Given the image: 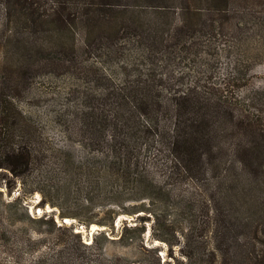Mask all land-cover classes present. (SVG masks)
<instances>
[{
  "label": "trees",
  "instance_id": "16d2710c",
  "mask_svg": "<svg viewBox=\"0 0 264 264\" xmlns=\"http://www.w3.org/2000/svg\"><path fill=\"white\" fill-rule=\"evenodd\" d=\"M39 1L3 4L13 23L24 16L34 34L37 23L53 21L61 34L81 24L83 39L56 49L19 46L24 61L35 70L54 63L85 75L91 47L106 43L122 57V78L116 83L101 73L103 89L84 93V107L70 111L84 157L57 147L51 158L43 131L16 103L20 81L0 76V168L19 176L50 163L53 172L62 170L64 186L101 185L110 204L134 202L130 212L151 210L145 203L181 207L183 264H264V92L243 91L248 65L234 61L214 78L213 63L195 59L207 51L204 36L218 35L223 44V29L240 33L237 16L253 11L264 25V0H51L47 8ZM132 38L137 49L129 53ZM182 61L181 70L167 68ZM98 223L114 227L112 217ZM66 229L57 246L38 252L31 236L0 239L12 243L13 264L28 246L36 254L27 264L137 262L125 256L98 262L91 255L102 253L108 233L96 232L86 244L80 232ZM119 241L128 244L125 236Z\"/></svg>",
  "mask_w": 264,
  "mask_h": 264
},
{
  "label": "rangeland",
  "instance_id": "374dc122",
  "mask_svg": "<svg viewBox=\"0 0 264 264\" xmlns=\"http://www.w3.org/2000/svg\"><path fill=\"white\" fill-rule=\"evenodd\" d=\"M50 2L39 1L41 7L46 8ZM3 3L4 0H0V76L5 74L12 77V81H20L16 103L21 110L34 117L43 131V140L53 148L51 158L57 152V147L71 149L75 156L84 157L85 149L79 144L77 123L73 122L75 117L70 111L84 107V93H95L103 89L97 84L105 82L102 78L97 81L101 73L116 83L120 82L122 57L109 49L106 43H102L91 47L84 61L87 69L85 75L54 63L40 64L35 70L30 60L24 61L21 52H16L19 46L38 44L56 49L62 44L69 45L73 40L79 43L83 39L84 28L81 24L80 27L72 26L61 34L55 29L53 21L39 22L34 26L39 32L34 34L30 30V21L24 16L17 20V24L13 23ZM251 12L236 17L242 22L240 33L235 28L223 29L224 32L227 29V35H221L228 38L225 43L219 42L218 35L204 36L207 51L195 58L213 63L211 71L214 78L225 72L227 65L234 61L242 66L248 65L247 84L243 89L245 93L254 89L264 92V25H259L257 13ZM16 26L18 32H14ZM131 42L134 45L128 44L129 53L137 49L134 38ZM116 43L123 44L124 41L120 39ZM184 65L182 61L180 66L169 64L167 68L173 72L183 69ZM9 68L11 71L8 72ZM12 68L19 69V72L12 71ZM21 70L23 72L20 73ZM52 166L56 167L54 164ZM49 167L50 163H41L35 165L28 174L19 176L0 168L1 239L3 236H12L25 240L31 236L34 240L30 246L38 252L57 246L58 240L68 233L66 228L80 232V238L86 244L91 243L94 233L104 230L112 240L107 241L102 253L91 255L98 262L104 263L106 258L114 256H125L137 261L136 264H183L185 259L179 248L185 233L186 219L181 207L164 203L152 206L144 202L151 210L139 208L136 212H130V205L134 202H124L119 206L110 204L101 185L80 184L77 180L70 186H64L62 170L56 169L53 172ZM111 217L114 220L111 230L98 223L108 221ZM84 221L91 222L86 227ZM124 225L127 229L123 228ZM120 235L128 239L127 245L119 241ZM159 237H163V240ZM1 239L0 262L13 264L11 257L14 247L12 243H4ZM35 254L36 251L30 250L29 246L23 248L18 264H27Z\"/></svg>",
  "mask_w": 264,
  "mask_h": 264
},
{
  "label": "water",
  "instance_id": "95a60500",
  "mask_svg": "<svg viewBox=\"0 0 264 264\" xmlns=\"http://www.w3.org/2000/svg\"><path fill=\"white\" fill-rule=\"evenodd\" d=\"M92 230L94 229V228H91Z\"/></svg>",
  "mask_w": 264,
  "mask_h": 264
}]
</instances>
